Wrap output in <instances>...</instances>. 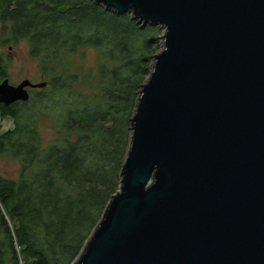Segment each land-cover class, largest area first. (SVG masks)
<instances>
[{
    "label": "water",
    "instance_id": "95a60500",
    "mask_svg": "<svg viewBox=\"0 0 264 264\" xmlns=\"http://www.w3.org/2000/svg\"><path fill=\"white\" fill-rule=\"evenodd\" d=\"M94 1L166 35L75 264H264V0ZM46 87L6 80L0 103Z\"/></svg>",
    "mask_w": 264,
    "mask_h": 264
},
{
    "label": "trees",
    "instance_id": "16d2710c",
    "mask_svg": "<svg viewBox=\"0 0 264 264\" xmlns=\"http://www.w3.org/2000/svg\"><path fill=\"white\" fill-rule=\"evenodd\" d=\"M155 30L94 0H0V41H27L50 80L29 102L0 105L2 121L15 125L0 134V157L21 167L16 179L0 174V264L80 259L84 230H95L120 187L129 123L121 108L129 110L149 76L147 61L159 51ZM85 47L106 49L113 67L71 74L66 58ZM9 68L0 55V79ZM39 110L62 128L61 140L48 147L37 128Z\"/></svg>",
    "mask_w": 264,
    "mask_h": 264
},
{
    "label": "rangeland",
    "instance_id": "374dc122",
    "mask_svg": "<svg viewBox=\"0 0 264 264\" xmlns=\"http://www.w3.org/2000/svg\"><path fill=\"white\" fill-rule=\"evenodd\" d=\"M131 18L133 19L132 13L130 12ZM134 21H137L136 19H133ZM138 22V21H137ZM139 25H141L143 28H146L148 26H150L151 29L156 28L157 30H155V32L153 31V35H156V40H157V44L159 46V51L153 56V61L149 64V62L147 61V65L149 66V76L147 75L145 82L143 80V86L147 83L148 79L151 76L152 73V69L153 66L155 65V61H156V56L160 54V52L163 50L164 48V36L166 35V29L163 28L162 26H156V25H152V24H148L146 26H144V22L139 23ZM145 37L147 39H151L150 35H148V33H145ZM1 36V33H0ZM106 49L104 48H81L79 51H77L75 54L72 55V57H68L65 60V64L66 66L69 67V70H71V74H75L76 70L78 68H82V70L84 71H98L100 68L107 66L108 68H110V61L108 60L107 57V51H105ZM0 55H3V57H5V62L8 64L10 63V68L8 70V79L10 80V83L13 85H18L21 84L24 80H30L32 83L34 84H40L43 82H49V85L47 88L50 87V80L45 79L46 75L43 71V68L40 67V63L34 59H32L29 56V44L27 41L22 42L20 45L18 46H13V45H3L2 41H0ZM10 56V57H8ZM146 66V64H145ZM113 66H111L112 68ZM110 68V69H111ZM59 77V75H58ZM47 82V83H48ZM138 85V84H137ZM141 88V89H142ZM36 90H43V89H36ZM33 91H35L34 89H31L29 92L31 93V99H33L34 93ZM141 91L138 94V97L135 101H133V108L132 106H129V110L128 107L126 108V111L123 110V108H121L122 112H125L124 118L128 117L127 120H129V123H131V118H132V123H133V118L136 114V110L138 107V101L141 95ZM34 93V94H33ZM88 93V92H86ZM29 100V101H30ZM23 103V102H22ZM51 105V103H50ZM132 108V109H131ZM40 111V112H39ZM39 114H38V118H37V128H38V132L40 135V139L42 140V142L44 143V147H48L51 144H54L55 141H57L58 139L61 140L62 136L60 135L62 128L60 125V122L48 115L47 111L48 110H39ZM60 112L61 110L58 112L57 117L60 116ZM126 112H128L126 114ZM1 117V116H0ZM128 123V130L127 133L125 135V140H123V143L128 142V144L126 145L124 151H123V156H124V163L122 165V168L120 170V184L121 185V174L123 172V167L124 164L126 162L127 159V152L129 150L130 147V143L132 141V133H133V129H132V125H130ZM15 125L13 123L12 120L9 121H2L0 120V134H4L7 133L9 131H12L14 129ZM20 163L16 160L13 159L11 157H0V174L4 175L7 178L10 179H16L19 175L20 172ZM120 189V187L118 188V190ZM118 192V191H117ZM107 209H104L103 212L101 213V217L99 218V221L97 222V224H99L102 220V218L104 217V214L106 212ZM99 214V213H98ZM96 224V225H97ZM95 230H84V232H87V235H85V237L89 238L88 240H84V246L82 249L81 254L85 251V247L88 244V242L90 241V238L92 236V233ZM82 246V245H81ZM77 260V259H76ZM75 260V261H76ZM22 261L24 262V259H22Z\"/></svg>",
    "mask_w": 264,
    "mask_h": 264
},
{
    "label": "bare ground",
    "instance_id": "6f19581e",
    "mask_svg": "<svg viewBox=\"0 0 264 264\" xmlns=\"http://www.w3.org/2000/svg\"><path fill=\"white\" fill-rule=\"evenodd\" d=\"M128 13H129V12H128ZM6 80H9V79L7 78ZM24 81H26V80H24ZM24 81H23V82H24ZM29 81H30V80H29ZM43 83H47V82H43ZM9 84L12 85V86H19V85H20V84H19V85H13V84H11V83H10V80H9ZM33 84H34V83H33ZM40 84H41V83H40ZM35 85H36V84H35ZM47 86H48V83H47ZM28 90L30 91L31 89H28ZM30 99H31V95H30ZM30 99H29V100H30ZM20 102H23V101H19V102H16V103H20ZM27 102H29V101H27ZM27 102H23V103H27ZM16 103H14V104H16ZM0 104H1V103H0ZM14 104H12V105H14ZM3 105H5V104H3ZM9 106H10V105H9ZM0 120H2L1 117H0Z\"/></svg>",
    "mask_w": 264,
    "mask_h": 264
},
{
    "label": "flooded vegetation",
    "instance_id": "af4514ba",
    "mask_svg": "<svg viewBox=\"0 0 264 264\" xmlns=\"http://www.w3.org/2000/svg\"><path fill=\"white\" fill-rule=\"evenodd\" d=\"M9 76V75H8ZM8 78V77H7ZM7 78H4V79H0V84L1 83H4L6 81ZM19 85V84H18ZM1 105V104H0ZM3 105V104H2Z\"/></svg>",
    "mask_w": 264,
    "mask_h": 264
}]
</instances>
